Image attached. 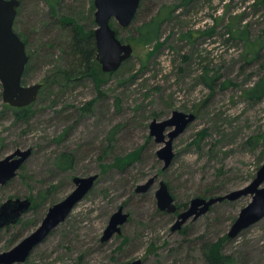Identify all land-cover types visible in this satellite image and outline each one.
I'll return each instance as SVG.
<instances>
[{
    "label": "rangeland",
    "instance_id": "374dc122",
    "mask_svg": "<svg viewBox=\"0 0 264 264\" xmlns=\"http://www.w3.org/2000/svg\"><path fill=\"white\" fill-rule=\"evenodd\" d=\"M19 1L14 29L35 51L53 22L49 7L43 0ZM94 12L93 0H63L58 15L94 30ZM160 14L166 19L159 41L137 43L140 26ZM110 25L133 55L118 71L98 74L97 83L88 78L55 86L53 61L60 53L40 58V51L23 85L43 84L48 76L49 84L19 118L3 103L0 85V159L16 149L32 150L16 177L0 186V205L16 198L41 201L18 225L0 230V253L39 226L48 208L71 193L74 177L97 174L92 190L23 264H207L202 243L227 236L251 196L217 203L171 232L179 211L160 212L155 191L162 181L176 205L188 206L194 198L245 187L264 164V99L251 101L244 94L264 80V0H140L128 27L114 19ZM204 70L214 78L212 90L201 80ZM173 111L196 119L174 140V159L163 170L156 156L161 144L149 136L148 126ZM137 150L139 160L114 167ZM64 152L74 158L69 170L57 164ZM152 177L149 191L136 194ZM119 207L129 221L102 244V232ZM223 252L236 264H264V218L229 239Z\"/></svg>",
    "mask_w": 264,
    "mask_h": 264
},
{
    "label": "water",
    "instance_id": "95a60500",
    "mask_svg": "<svg viewBox=\"0 0 264 264\" xmlns=\"http://www.w3.org/2000/svg\"><path fill=\"white\" fill-rule=\"evenodd\" d=\"M94 21L96 28L93 35L96 47V62L103 73H114L133 55L130 44L123 43L111 27L114 19L122 28L128 27L139 8L140 0H93ZM19 0H0V85L2 101L12 108H25L33 104L42 89V84L23 85L22 76L28 63L24 42L14 31V21ZM196 119L192 113L173 111L165 120L153 119L148 128L149 136L154 142L161 144L157 150V158L163 162L162 169H167L173 159V142ZM32 153L31 149H16L11 154L0 159V186H4L16 177L18 170ZM98 175L74 177V188L60 202L50 206L40 225L20 242L7 251L0 253V264H23L34 249L41 244L50 233L62 224L75 206L92 190ZM155 182V177L135 188L136 194L149 191ZM251 196L248 205L242 208L231 225L227 237L235 238L243 230L264 218V164L257 170L254 179L245 187L230 193L209 199L194 198L188 207L179 211L171 227L176 232L189 220L196 221L208 213L210 208L223 201H236L241 197ZM156 207L160 212L175 214L177 207L166 183L160 181L155 191ZM31 206L29 198L8 199L0 205V229L17 224L19 219L28 212ZM129 220V214L119 207L107 222L100 238L101 243L109 242L115 235L121 233L122 226ZM129 264H141L136 260Z\"/></svg>",
    "mask_w": 264,
    "mask_h": 264
},
{
    "label": "trees",
    "instance_id": "16d2710c",
    "mask_svg": "<svg viewBox=\"0 0 264 264\" xmlns=\"http://www.w3.org/2000/svg\"><path fill=\"white\" fill-rule=\"evenodd\" d=\"M49 7V11L53 22L50 24V31L44 33L43 39H38L36 46L38 49L33 51L29 49V41L26 35L20 33L14 29L15 33L24 42L25 48L28 56V63L25 67L22 84L26 81V78L30 73H32L35 68L39 58L40 51L43 52L40 58H45L48 55L53 54L54 51L60 53L58 60L52 62L54 64V71L51 77L53 79L50 81L52 84L59 88H64V86L69 84H74L75 82L82 81L84 79L91 78L95 83L98 82L97 75H102L103 72L96 66V47L93 32L94 30H86L82 25H80L74 18L69 15H58L60 9V4L63 0H43ZM173 10H170L171 14ZM165 16L161 14L153 17L150 21L145 22L139 28V34L136 39L137 43L142 45H150L154 41H159V29L160 25L165 20ZM15 25V22H14ZM14 28V26H13ZM242 34V32H239ZM118 34V33H117ZM240 34V35H241ZM189 36H187L188 38ZM35 45V44H34ZM250 53V51H249ZM256 51L253 53L255 54ZM252 54V53H250ZM58 62V63H57ZM58 64V65H57ZM98 64V63H97ZM100 67V66H99ZM118 71V70H117ZM110 74V73H108ZM208 70H204L201 76L202 82L211 90L213 89V77H208ZM49 77V76H48ZM43 80L42 89L49 84L48 79ZM41 89V91H42ZM41 93V92H40ZM244 94L247 99L251 101H261L264 99V80L261 79L254 84H251L244 90ZM39 96V95H38ZM38 99V98H37ZM37 101V100H36ZM35 101V102H36ZM34 102V103H35ZM33 103V104H34ZM33 104L29 105L31 107ZM9 107V106H7ZM11 108L17 118L26 117L27 108ZM202 136L198 142H194L196 146L199 145ZM140 151L132 152L131 155L127 156L122 160H117L114 167H122L129 165L128 163H133L139 160ZM73 155L71 153L64 152L59 156L58 167L61 170H69L73 165ZM119 164H122L120 166ZM169 188V186H168ZM214 196V195H212ZM218 196H221L218 194ZM216 197V195H215ZM31 206L29 212L36 210L40 203L37 201L39 198L31 199ZM175 201V200H174ZM224 202V201H223ZM222 203V202H221ZM177 212L185 210L188 206L187 204L176 205ZM212 208V207H211ZM27 214V213H26ZM23 216L19 219L17 224L5 227L4 229L9 230L10 228L18 225L22 221ZM2 230V229H0ZM229 241L227 236H223L214 242H203L201 247V253L207 264H236V261L232 256L223 252V246Z\"/></svg>",
    "mask_w": 264,
    "mask_h": 264
},
{
    "label": "flooded vegetation",
    "instance_id": "af4514ba",
    "mask_svg": "<svg viewBox=\"0 0 264 264\" xmlns=\"http://www.w3.org/2000/svg\"><path fill=\"white\" fill-rule=\"evenodd\" d=\"M11 108H12V107H11ZM29 209H30V208H29ZM28 212H29V210H28ZM28 212H27V213H28ZM24 215H25V214H24ZM24 215H23V216H24ZM176 216H177V215H176ZM128 221H129V220H128ZM40 223H41V222H40ZM39 225H40V224H39ZM7 227H8V226H7ZM3 229H4V228H3ZM120 234H121V233H120ZM120 234H119V235H120ZM115 236H117V235H115ZM100 238H101V237H100ZM107 243H108V242H107ZM102 244H106V243H102Z\"/></svg>",
    "mask_w": 264,
    "mask_h": 264
}]
</instances>
